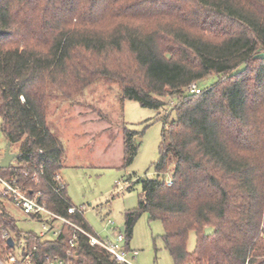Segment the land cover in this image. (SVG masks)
Here are the masks:
<instances>
[{
	"label": "trees",
	"instance_id": "obj_1",
	"mask_svg": "<svg viewBox=\"0 0 264 264\" xmlns=\"http://www.w3.org/2000/svg\"><path fill=\"white\" fill-rule=\"evenodd\" d=\"M214 75L198 95L187 92ZM105 80L118 85L120 102L159 110L175 99L155 177L139 179L140 200L125 211V251L147 214L161 223L173 264H264V0H0V130L17 155L0 173L24 180L43 166L47 179L60 174L62 143L49 118ZM122 137L125 167L137 146L125 126ZM27 185L56 214L72 206L66 190L60 198L43 182ZM1 201V261L33 247L37 262L66 257L69 226L42 240L19 230ZM70 218L93 233L83 215ZM72 256L120 264L83 236Z\"/></svg>",
	"mask_w": 264,
	"mask_h": 264
},
{
	"label": "rangeland",
	"instance_id": "obj_2",
	"mask_svg": "<svg viewBox=\"0 0 264 264\" xmlns=\"http://www.w3.org/2000/svg\"><path fill=\"white\" fill-rule=\"evenodd\" d=\"M216 79V75L209 76L197 85L208 87ZM84 91L75 99L65 101L60 113L49 118L54 123V134L62 143L60 176L66 185L68 199L73 207L82 208L91 231L114 241L125 211L136 208L140 200L139 179L155 177L153 166L160 157L164 119L175 105V99L169 98L166 108L159 110L144 108L130 100L120 102L118 85L109 80L97 81ZM123 126L134 134L137 146L133 161L125 167ZM6 144L0 130V149H5ZM1 205L15 219L19 230L37 232L40 229L39 223L19 207L6 200H2ZM109 220L112 224L108 225ZM133 229L128 245L138 253L134 264H173L162 242L163 229L159 221H150L148 215L143 214ZM194 245L191 233L187 249L193 250Z\"/></svg>",
	"mask_w": 264,
	"mask_h": 264
},
{
	"label": "built area",
	"instance_id": "obj_3",
	"mask_svg": "<svg viewBox=\"0 0 264 264\" xmlns=\"http://www.w3.org/2000/svg\"><path fill=\"white\" fill-rule=\"evenodd\" d=\"M187 92L193 95H198L202 88L197 87L196 84L188 86ZM4 149H0V160L3 157ZM13 165L11 162L10 166ZM9 166V167H10ZM14 174L11 176H4L0 173V200H6L13 205L19 207L21 211L31 220L39 223L38 236L42 240H54L61 234V229L64 225L69 226L72 231L71 237L67 240V254L64 259L58 257H45L42 261H35L33 251L36 250L33 247L31 252H28L24 256L8 255L4 260H0V264H75L73 250L77 248L80 237L86 238L88 246L95 249H101L106 254L111 256L115 261L120 264H134L138 253L134 250L125 251L124 249V234L123 231L118 230L115 233L114 241L103 239L95 233H91L82 228L79 224H76L71 218V215H82V208L77 209L73 206L66 208V215H59L47 207L44 195L41 190H35L32 186L27 185L28 182H33L35 185L43 182L48 185L51 190L58 196L62 197V192L66 190V185L60 174L53 175L50 179L45 177V170L43 166H38L30 171L26 170L23 173L24 180H20L17 177V171L14 170ZM167 185H170V181L166 178ZM55 223H58L56 226ZM107 224H112L110 220ZM9 236L3 232V238L7 239ZM15 244V242H14ZM14 246V245H13Z\"/></svg>",
	"mask_w": 264,
	"mask_h": 264
},
{
	"label": "water",
	"instance_id": "obj_4",
	"mask_svg": "<svg viewBox=\"0 0 264 264\" xmlns=\"http://www.w3.org/2000/svg\"><path fill=\"white\" fill-rule=\"evenodd\" d=\"M2 156L3 157L0 160V168L5 169V168H8L10 166L11 162L13 160H15L17 155L15 153H11L10 152V144H6V147L4 149ZM120 230L123 231V228L121 227ZM210 232H211L210 228H207L205 230V234H209ZM7 244L9 245V247H13L14 241L11 237L7 238Z\"/></svg>",
	"mask_w": 264,
	"mask_h": 264
},
{
	"label": "crops",
	"instance_id": "obj_5",
	"mask_svg": "<svg viewBox=\"0 0 264 264\" xmlns=\"http://www.w3.org/2000/svg\"><path fill=\"white\" fill-rule=\"evenodd\" d=\"M121 227H122V226H121ZM121 227H120V228H121ZM120 228H119V230H120ZM120 231H121V230H120ZM115 233H116V232H115Z\"/></svg>",
	"mask_w": 264,
	"mask_h": 264
}]
</instances>
